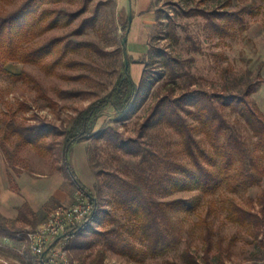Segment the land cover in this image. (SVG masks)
I'll return each mask as SVG.
<instances>
[{
	"label": "rangeland",
	"instance_id": "rangeland-1",
	"mask_svg": "<svg viewBox=\"0 0 264 264\" xmlns=\"http://www.w3.org/2000/svg\"><path fill=\"white\" fill-rule=\"evenodd\" d=\"M21 1L23 0H0V13L13 10ZM82 1L62 2L54 6L71 12L78 10ZM98 1L105 0H92L88 10L71 24L46 32L31 41L28 46H35L56 36L68 35L80 19L91 14ZM152 3L156 19L147 43L143 44L142 51H137L135 56H132L134 59L128 55L126 49L129 74L133 81L138 83L145 67L144 62L151 59L147 54L148 50L157 48L177 59L178 76L172 79L167 72H163L144 100L132 112H118L111 104L106 105L97 118L93 132L96 134L101 128L111 127L116 129L122 138L137 139L142 147L152 149L157 160L170 157L188 163L179 134L157 118L147 121L152 108L158 99L165 95L177 97L193 89L207 92L212 99H215L213 95L216 94H236L249 79L257 86L250 98L256 102L264 116V82H258L256 77L260 67V76L264 79V0H152ZM206 12L209 15L202 14ZM99 13L96 27L87 28L78 35L68 36L71 41L95 42L102 49V52L86 48L69 51L67 59L81 61L85 65L58 66L55 72L44 73L32 63L13 61L6 64V69L11 73L23 70L33 76L41 88L28 81L13 80L0 72V127L2 120H9L14 124L23 125L43 123L54 126L57 131L62 130L78 110L104 96L112 88L117 76L124 70L122 66L125 56L121 44L124 30L121 25L125 20L127 23V14L120 17L117 15L115 0H107L106 4H102ZM216 13L223 15L217 16ZM152 66V70L158 67L157 64ZM62 74H82L84 77L64 79ZM58 90H74L81 93L61 96ZM216 104L219 106L218 102ZM189 109L194 114L184 111L182 114L193 126L194 136L203 145L208 146L197 112L193 107ZM223 117L258 156L257 160L262 169L258 184L239 192L221 190L214 195H201L196 190H174L168 184L165 189L156 183L155 199L166 201L176 197H194L196 207L190 212L176 208L167 209V226L178 239L176 246L161 256L141 255L137 261L126 254L116 253L104 240L90 233L93 228L101 231L112 228L123 239L141 247L139 240L131 234L135 217L124 207H119L114 202H105L103 209L107 213L102 224H97L94 220L89 221L84 235L77 238L78 240H74L77 236L71 235L62 241L61 246L68 258L82 264H191L188 255L194 258L197 264L264 261V233L255 236L253 229L232 223L227 218L225 209L226 197L230 195L240 205L257 210L255 201L264 189V144L258 142L237 112L225 107ZM61 139V135L51 132L43 141L46 144L52 141L58 146L49 152L39 153L30 146L15 148L17 138L16 135L12 136L8 146L14 151L15 168L8 165V172L11 178L22 170L48 172L50 169H61L64 171V183L69 186L72 201L55 206H69L76 201L80 191L70 185L66 178L59 150ZM140 154V151L135 154L125 153L103 138L94 136L80 142L71 150L69 163L95 194L93 185L106 176V171H115L124 179H132L138 170L136 162ZM156 169L153 180L155 182L164 171L161 163L157 164ZM250 200H253V204ZM50 210L40 211L37 224L25 226L26 230L34 229ZM205 222L211 230L209 261L204 260L207 249ZM37 257L30 251L25 239L12 241L0 236L1 259L10 264H38Z\"/></svg>",
	"mask_w": 264,
	"mask_h": 264
},
{
	"label": "trees",
	"instance_id": "trees-1",
	"mask_svg": "<svg viewBox=\"0 0 264 264\" xmlns=\"http://www.w3.org/2000/svg\"><path fill=\"white\" fill-rule=\"evenodd\" d=\"M75 0H23L13 10L0 13V72L13 80H24L41 88L37 79L25 71L11 73L6 69V64L13 61L32 63L42 72H55L58 66H83L85 63L67 59L69 51L86 48L95 52L102 49L92 41H71L69 35H78L87 28H94L98 24L100 7L105 1H98L90 15L80 19L78 25L68 35L56 36L29 47L28 44L46 32L56 28L67 26L88 10L92 0H83L76 11H66L54 5ZM209 15V13H202ZM221 16L223 13H216ZM213 19V17H212ZM127 27L126 20L121 29ZM154 50V51H153ZM149 49L151 59L144 62L138 83H135L128 73L121 72L112 88L102 97L94 100L86 107L77 111L69 119L68 125L57 131L54 126L48 124H14L9 120H2L0 127V149L2 150L8 165L15 168L14 151L8 146L12 136L16 135L15 148L30 146L39 153L49 152L56 143L46 144L43 140L51 132L62 136L59 150L65 175L70 185L79 190L91 203L93 214L90 221L102 224L107 213L103 209L105 202H114L119 207L135 217V225L131 230L133 237L141 244L129 242L121 237L112 228L103 231L90 229L94 237H99L116 253L126 254L131 259L140 260L141 255H164L174 249L178 239L168 228L167 209L176 208L181 211H194L196 202L194 197H176L171 200L159 201L154 197L156 183L167 189L166 184L174 190H196L201 195H214L221 190L227 192H239L249 186L258 184L262 176V169L257 160V155L249 149L246 142L233 130L229 122L223 117V109L229 107L237 112L251 129L253 135L260 144H264V116L256 102L250 98L256 90V83L247 79L238 93L227 95L216 94L212 96L202 90H189L174 97L171 94L158 99L147 119L153 118L163 121L171 126L180 136V140L188 157V163L177 161L170 157L158 159L154 151L148 147H142L137 139L122 138L116 129L111 127L101 128L93 132L97 118L102 109L111 104L118 112H132L146 97L151 87L159 80L163 72L175 79L178 76L176 68L177 59L168 55L161 49ZM157 64L156 69H151ZM124 69V65L122 66ZM159 68V69H158ZM64 79H81L82 74L66 75ZM256 77L258 82H264L260 76V67ZM59 95L71 96L81 93L74 90H58ZM218 102L219 106H217ZM193 107L204 127V135L208 146L201 143L194 136L193 126L188 122L182 111L194 114L189 108ZM126 116V114L124 115ZM95 134V135H93ZM103 138L113 147L123 150L125 153L140 151L139 160L136 162L137 172L132 179H124L115 171H106L105 177L96 181L93 190L86 187L76 176L69 163V154L74 144L89 140L93 137ZM161 163L164 171L162 176L155 179L156 166ZM253 204V200H250ZM255 203L257 210L240 205L233 197L228 195L225 200L227 218L235 224L254 230L255 236L264 233V189L257 196ZM15 219H8L0 214V236L19 241L24 239L25 226H35L38 215L26 203L17 208ZM89 223V222H88ZM84 223L81 227L70 229L61 237L62 242L68 236H77L78 240L87 229ZM209 225L205 222V239L207 242L204 260L209 261L208 252L211 247ZM67 248V246H66ZM45 255L38 258V264H44ZM191 264H197L196 260L188 255ZM243 264H264V261L246 262Z\"/></svg>",
	"mask_w": 264,
	"mask_h": 264
},
{
	"label": "crops",
	"instance_id": "crops-1",
	"mask_svg": "<svg viewBox=\"0 0 264 264\" xmlns=\"http://www.w3.org/2000/svg\"><path fill=\"white\" fill-rule=\"evenodd\" d=\"M115 2L119 17L127 14L128 18L129 13L131 15L126 49L130 57L135 56L137 51L143 50V44L147 43L156 19L152 0H115ZM79 143L74 144L72 149ZM8 170V162L0 149V214L8 219H15L18 214L17 208L24 203L38 215L42 210H50L52 206L72 201L69 186L64 183V171L61 169H50L51 171L48 172L22 170L11 178ZM74 172L88 187L81 180L78 172L75 170Z\"/></svg>",
	"mask_w": 264,
	"mask_h": 264
},
{
	"label": "built area",
	"instance_id": "built-area-1",
	"mask_svg": "<svg viewBox=\"0 0 264 264\" xmlns=\"http://www.w3.org/2000/svg\"><path fill=\"white\" fill-rule=\"evenodd\" d=\"M75 200L69 206H55L34 229L24 232L30 251L39 257L45 255L44 264H82L70 260L61 246L62 242L57 240L70 229L81 227L90 221L93 214L91 203L81 192ZM0 264L10 263L0 258Z\"/></svg>",
	"mask_w": 264,
	"mask_h": 264
},
{
	"label": "water",
	"instance_id": "water-1",
	"mask_svg": "<svg viewBox=\"0 0 264 264\" xmlns=\"http://www.w3.org/2000/svg\"><path fill=\"white\" fill-rule=\"evenodd\" d=\"M130 21H131V15L129 13L128 18H127V27L125 28L124 34L121 37V44H122L123 51H124V56H125V59H124V72L125 73H128V65H129V62H128V59H127V54H126V44L125 43H126L128 31H129ZM63 236L64 235H61L57 240H59Z\"/></svg>",
	"mask_w": 264,
	"mask_h": 264
}]
</instances>
